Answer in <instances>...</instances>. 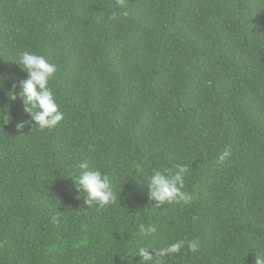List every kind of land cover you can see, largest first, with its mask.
<instances>
[{
    "label": "trees",
    "instance_id": "1",
    "mask_svg": "<svg viewBox=\"0 0 264 264\" xmlns=\"http://www.w3.org/2000/svg\"><path fill=\"white\" fill-rule=\"evenodd\" d=\"M23 51L57 66L52 128L11 99ZM0 75V264L264 254V0H0ZM84 162L110 179V204L76 198ZM177 165L191 201L155 204L144 177Z\"/></svg>",
    "mask_w": 264,
    "mask_h": 264
},
{
    "label": "clouds",
    "instance_id": "2",
    "mask_svg": "<svg viewBox=\"0 0 264 264\" xmlns=\"http://www.w3.org/2000/svg\"><path fill=\"white\" fill-rule=\"evenodd\" d=\"M116 18L117 13L112 12L109 19ZM14 63L18 64L20 69L27 74V78L19 81V92H10L12 94L11 99H21L24 111L30 115L31 120L35 122V126L38 125L41 129L54 127L63 119V113L59 111L53 91L49 87V82L57 71L56 64L49 63L44 56L29 51L21 52ZM4 78L3 75H0V82ZM7 121H4V123H7ZM21 127H23V123H18L17 128ZM227 155L228 153L224 152L219 157L220 161L223 162ZM186 172L187 168L185 166L177 165L174 173L166 175L159 170H155L151 175L144 177L143 180L146 181L150 200L155 201L157 205L173 201L189 203L191 196L182 191ZM71 178L74 182V188L79 194L76 198L79 199L83 196L84 202L88 206L96 203L100 207H104L115 198L113 186L108 176L91 168L86 162L79 164L78 173ZM144 231L143 226H141V233L143 234ZM183 246H185L184 241L172 243L164 248L160 254L176 253ZM187 246L195 251L198 244L193 240L188 241ZM137 255L145 261L150 260L152 256L145 249H139ZM255 264H264V254L257 255Z\"/></svg>",
    "mask_w": 264,
    "mask_h": 264
}]
</instances>
